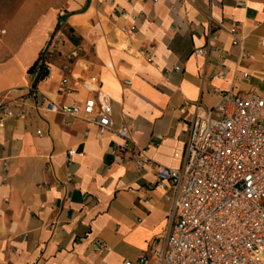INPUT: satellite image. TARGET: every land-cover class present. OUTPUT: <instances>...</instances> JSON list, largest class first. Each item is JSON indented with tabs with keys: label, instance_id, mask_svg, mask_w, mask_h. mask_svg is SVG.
Listing matches in <instances>:
<instances>
[{
	"label": "crops",
	"instance_id": "obj_1",
	"mask_svg": "<svg viewBox=\"0 0 264 264\" xmlns=\"http://www.w3.org/2000/svg\"><path fill=\"white\" fill-rule=\"evenodd\" d=\"M225 91L264 95V0H20L0 12V104L17 113L0 126V264H122L148 251L169 233L156 166L181 165L188 122ZM42 94L105 96L112 130L47 111ZM123 122L141 166L114 152Z\"/></svg>",
	"mask_w": 264,
	"mask_h": 264
},
{
	"label": "built area",
	"instance_id": "obj_2",
	"mask_svg": "<svg viewBox=\"0 0 264 264\" xmlns=\"http://www.w3.org/2000/svg\"><path fill=\"white\" fill-rule=\"evenodd\" d=\"M120 31L127 42L136 35L134 27ZM229 32L232 44L241 49L235 29ZM207 49L194 52L206 54ZM43 66L50 70L44 61ZM60 86L64 92L70 89L65 78ZM41 104L47 111L83 118L98 134L112 130L110 103L103 95L67 105L42 94ZM16 114L10 103L0 104V126ZM120 118L124 120L123 112ZM116 133L121 143L114 152L128 153L141 166L144 150L130 139L124 122ZM72 152L68 149L67 156ZM154 185L169 203V233L122 264H264V95L225 91L216 104L197 107L185 131L181 165H157ZM98 247L105 244L98 241Z\"/></svg>",
	"mask_w": 264,
	"mask_h": 264
},
{
	"label": "rangeland",
	"instance_id": "obj_3",
	"mask_svg": "<svg viewBox=\"0 0 264 264\" xmlns=\"http://www.w3.org/2000/svg\"><path fill=\"white\" fill-rule=\"evenodd\" d=\"M20 0H0V12L2 17L6 19L13 8H15Z\"/></svg>",
	"mask_w": 264,
	"mask_h": 264
},
{
	"label": "trees",
	"instance_id": "obj_4",
	"mask_svg": "<svg viewBox=\"0 0 264 264\" xmlns=\"http://www.w3.org/2000/svg\"><path fill=\"white\" fill-rule=\"evenodd\" d=\"M37 66H38L37 62L33 63L28 69L29 72H34L37 69ZM41 72L38 74L37 79H41L43 74L45 73V71L43 69Z\"/></svg>",
	"mask_w": 264,
	"mask_h": 264
}]
</instances>
